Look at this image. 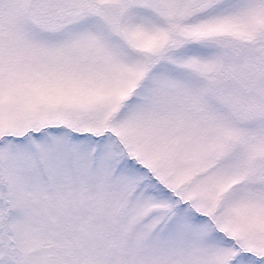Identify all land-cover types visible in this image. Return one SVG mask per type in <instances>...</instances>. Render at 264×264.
Here are the masks:
<instances>
[{
  "label": "snow or ice",
  "instance_id": "6c2138e0",
  "mask_svg": "<svg viewBox=\"0 0 264 264\" xmlns=\"http://www.w3.org/2000/svg\"><path fill=\"white\" fill-rule=\"evenodd\" d=\"M0 264H264V0H0Z\"/></svg>",
  "mask_w": 264,
  "mask_h": 264
}]
</instances>
